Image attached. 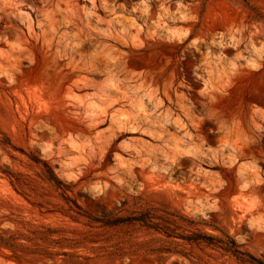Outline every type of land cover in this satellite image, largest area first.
<instances>
[{
    "label": "rangeland",
    "instance_id": "rangeland-1",
    "mask_svg": "<svg viewBox=\"0 0 264 264\" xmlns=\"http://www.w3.org/2000/svg\"><path fill=\"white\" fill-rule=\"evenodd\" d=\"M263 113L264 0H0V139L15 146L0 144V164L44 195L0 172V231L24 245L20 256L0 246V264H157L119 248L159 233L65 215L37 175L44 161L91 215L153 205L215 237L166 238L175 251L161 264H264ZM234 146L257 192L237 184ZM226 234L232 253L215 246ZM84 237L96 242L75 246Z\"/></svg>",
    "mask_w": 264,
    "mask_h": 264
},
{
    "label": "trees",
    "instance_id": "trees-1",
    "mask_svg": "<svg viewBox=\"0 0 264 264\" xmlns=\"http://www.w3.org/2000/svg\"><path fill=\"white\" fill-rule=\"evenodd\" d=\"M0 144L3 146V148H5V146H12L15 148L10 138H7L6 140L0 139ZM30 158L34 160L37 164L41 162L38 157ZM0 172L3 173L9 179V182L11 183L12 187L18 193H21L25 197L44 196L43 193H40V182H37L36 179L30 176L29 174L14 171L10 167H6L1 164ZM37 175L39 178L41 177L44 182L51 184L55 188V191L58 192L59 196L67 204V208L65 207L62 212L76 221H81L82 219L86 218L89 225L102 228L139 226L147 231H152L154 233H159L160 235H162V237L151 238L135 243L130 239H124L120 241L122 247L119 248V252H122L120 253L121 255L128 253L132 255L141 253H145L146 255L154 254L153 261H156L157 264H161L162 261L166 259V256L163 255L164 253H171L175 251V249H173L170 244H167L168 240H166V238H178L188 241L189 243H200L201 241H205L210 244H212L210 240L215 238L212 235L201 233L198 230L193 231L188 229V225L192 224V220L186 215L182 214L180 211H169L167 209H162L153 205H148L144 208L139 207V209H137L136 207L133 211L129 212L126 215L121 214L120 210L117 212L105 214L103 216L91 215L79 203L78 198L74 194V188L76 184L66 183L64 180H62L48 162L44 161V168H42L41 172H39ZM143 200L144 199L142 196H137L135 198L134 205H137L139 202H143ZM128 204L129 201H126L124 205ZM33 232L38 235V238H41L45 241L51 240L50 233L46 231L40 229H33ZM21 235V233L9 234L8 231H0V246L12 249L15 252L16 256H20L18 251L24 250V245L18 242V239ZM226 237L228 238L227 241L220 239L222 245L215 244V246L222 248L225 252L232 253V244H235V241L228 234H226ZM57 240L58 243L62 244L64 243V241H71L72 239L68 237H60ZM74 240L75 246H79L85 241L96 242L95 239L90 240L86 237H84L83 239ZM159 241H162L161 245H154ZM170 242L172 243V241ZM127 243H129L128 247L124 246ZM72 246L74 247V245ZM61 248L62 250L57 251L56 254L63 255L66 257L75 255L82 256L76 253H72L71 251L65 250L64 248L66 247L64 245H61ZM111 253L116 254L117 251ZM85 259H89V257H85Z\"/></svg>",
    "mask_w": 264,
    "mask_h": 264
},
{
    "label": "bare ground",
    "instance_id": "bare-ground-1",
    "mask_svg": "<svg viewBox=\"0 0 264 264\" xmlns=\"http://www.w3.org/2000/svg\"><path fill=\"white\" fill-rule=\"evenodd\" d=\"M254 123L256 127L261 126V124H259L258 122H254ZM237 148H235L234 146L233 149L229 150V155L227 157L229 160L230 166L237 168V173H238L237 184L241 186L242 188H248L252 192H257L260 184L262 183V178H260L259 176H257L259 178L255 177L256 170L254 171V170L248 169L246 166L239 164L241 162V159L243 158V154Z\"/></svg>",
    "mask_w": 264,
    "mask_h": 264
}]
</instances>
